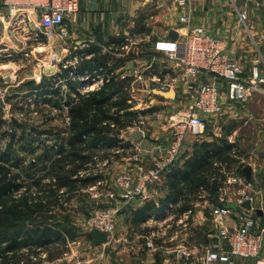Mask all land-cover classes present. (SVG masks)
Returning a JSON list of instances; mask_svg holds the SVG:
<instances>
[{
  "label": "built area",
  "instance_id": "built-area-1",
  "mask_svg": "<svg viewBox=\"0 0 264 264\" xmlns=\"http://www.w3.org/2000/svg\"><path fill=\"white\" fill-rule=\"evenodd\" d=\"M174 1L178 7L185 6L188 2ZM247 1L253 3L256 8L261 6L260 0ZM2 2L8 12L11 28L25 33L26 40L40 42L41 36L47 35L55 38L56 61L48 65L47 69L55 76L58 74L56 88L62 90L66 101L69 96L73 99L78 94L95 91V88L100 90L112 79L115 81L130 79L128 87L130 104L138 101L141 93L150 97H155L159 93H173L171 100L178 102L177 111L169 117L167 123V136L154 143L150 149L142 146L143 140L130 142L128 137L139 131L145 137V132L139 125L142 121L121 132L119 137L121 144L130 143L129 146L134 148L135 165L114 180V187L109 188L110 200L121 198L132 201L144 195L150 184L161 181L179 164L184 141L190 130H203L207 121L218 120L228 103H244L256 93L264 94V70L254 68L252 74H247L241 62L228 52L227 41L207 33L202 28L193 27L192 16L189 13H181L178 16L180 27L176 29L178 33L176 40L168 36L159 37L154 33L149 36L152 47L143 50L134 35L128 34L124 37L117 35L119 42L109 46L98 45L103 54L110 59L108 68L83 69L81 63L90 59L85 53L76 54L72 58L68 54L62 58L56 53L57 40L71 38L66 21L78 14L79 0L52 2L2 0ZM152 2L147 0L146 5L153 4ZM34 7L43 9L39 32L31 28V16L25 11ZM238 15L239 21L245 24L247 11L245 9L239 11ZM92 43H95V39ZM86 46V43H79L72 48L81 50ZM66 49L68 50V47ZM156 55H163L167 59L168 65L161 69L158 67L160 71L156 69L157 66L152 60ZM145 77L148 85L143 89ZM86 86H92V89L82 93ZM5 96L3 94L0 99L4 100ZM150 101L156 100L151 98ZM131 110H134V106ZM122 150L124 149L115 152ZM219 166L222 167H219L222 174L220 194L218 205L212 209V229L207 242H202L199 247H194L190 242L192 211L184 213L180 218L168 213L163 220L161 217H151L152 221L162 220L167 230L179 228L170 238L167 236L161 245L156 243L155 239L160 234L155 232L150 234L144 243L139 242V238L131 239L127 234L120 236L117 231L120 209L113 205L101 212L98 211L87 222L89 230L107 232L109 237L107 244L93 248L101 250L108 246L116 249L122 244L140 264H146V251L151 255L162 252L168 264H237L239 260H252L256 261V264H264V227H260L257 216V211L263 212L264 206L258 207L254 204L256 198L254 182L248 181L238 172L237 167L229 170L227 164ZM215 180L219 181L217 178L212 179L213 182ZM104 182L99 180L92 187L102 185ZM202 192V195L209 194L205 189H202ZM247 201L251 203L250 209L241 206ZM234 203H237L241 210L236 213V225L230 227L226 220L232 216L234 210L228 206ZM76 264L86 262L80 260Z\"/></svg>",
  "mask_w": 264,
  "mask_h": 264
},
{
  "label": "crops",
  "instance_id": "crops-1",
  "mask_svg": "<svg viewBox=\"0 0 264 264\" xmlns=\"http://www.w3.org/2000/svg\"><path fill=\"white\" fill-rule=\"evenodd\" d=\"M152 1L153 4L146 5L147 0H79L78 14L70 17V19L66 21L71 38L67 40H57L56 53L62 58L65 54H68V56L72 58L76 54L85 53V56L90 57V59L81 63V68H108L110 59L103 54L98 46L99 44L109 46L119 42V37H117V35L124 37L128 34H132L138 38L141 49L148 50V48L150 49L152 47L149 36L156 33L159 37H169L171 30H176L180 27L178 23L179 14L189 13L192 16L193 27L202 28L207 33L227 41L228 52L241 62L247 74H252L254 68L264 70V0H260L261 6L259 8H256L253 3H249L247 0H188L185 6L179 7L174 0ZM46 2H52V0H46ZM168 3H170V6L175 10V21H173L171 25L167 24V33L161 34L160 30L157 28L160 24L158 12ZM244 9L247 11L245 24L239 21L238 15V12ZM25 11L31 16V28L39 32V24L43 9L34 7L32 9H25ZM93 39H95V43H92ZM41 40L43 41L46 39L41 36ZM72 42L73 44H71ZM79 43H86L87 46L81 50L72 48ZM40 45L41 43H33L32 40H26L25 33L22 31L13 30L11 28L8 12L3 7L2 0H0V70H8V72L12 74L11 77L6 75L5 79L7 81L13 82L19 74H26L29 76L28 78H30L32 74L38 71L37 69L32 70L31 66H28L26 58L28 53L33 54L42 49ZM46 45L47 41H45L44 46ZM66 47H68V50ZM31 48L34 49L32 52L30 51ZM47 67L48 64L44 66V74L49 73ZM56 77L58 78V74ZM26 84L27 82L23 79L19 84L13 87L21 89V87L25 88ZM58 90L60 92V89ZM61 94V97L58 96L57 99H59V101H66L64 94L62 92ZM158 96L159 99L165 101L169 98L161 95ZM168 100H171V97ZM244 103H238L236 105L241 106V104L244 105ZM228 105H231L233 108L236 107L233 103H228L225 108ZM236 134L237 132L234 130L231 135L224 134L220 138L224 139L226 142H228L229 139L231 140V145L233 147L230 155L231 158L235 160V168L237 167L239 173L244 175L243 169L246 165L252 167L251 180L254 182L255 189H257L258 182L255 177V166L250 162L244 163L243 151L239 148V145H236V140L239 142L241 136H237ZM132 141L135 142L134 140L130 142ZM160 141V135L156 136V134H152L150 137L145 135L141 144L144 148L150 149L154 143ZM127 145L129 146L130 143H127ZM128 148L134 153V148L130 146ZM234 154L237 155L234 156ZM120 155L121 158L118 159V162H121V164L131 159L128 155ZM190 157L182 160L179 166H182ZM106 161L107 160H105V162ZM132 166L134 167V165ZM212 179H214V177H212ZM170 183V179L168 175H166L161 181L150 184L144 195L132 201L121 198L111 200L115 202L116 204L114 205L120 209L118 215V235L123 236L127 234L131 239L139 238V242L144 243L148 236L155 232L160 234V236L155 239L158 245H161L167 239V236L170 238L179 228L174 227L172 230H167L165 228L166 226L163 225L161 221L166 217L167 213L180 218L184 213L188 212L179 213L183 202H175L169 199L171 195ZM219 186H221L220 178L218 181V189L214 190L212 187L216 196L208 192V195L201 194L200 196H196L194 202L190 203L193 207V210H189L192 211L191 239L194 236V232H198L197 234L200 235V232L204 231L205 235L200 241L201 243L207 242L208 235H210L212 229V223H207V218H210L211 221L212 209L218 205L220 194ZM261 194L260 191H257L255 196L254 204L258 207L264 206V201H260L262 198ZM240 210V208L234 210L232 216L226 220L228 226L233 227L236 225V213ZM153 216L161 217L162 220H150ZM257 216L260 227H264V211L262 215H258L257 213ZM196 219L197 221L201 219V222L198 221L197 224H199V228L193 231L192 223ZM198 230H200V232ZM89 240L91 241V238H89ZM118 247L125 249L122 244L118 245L117 248ZM107 249L111 250V247L107 246L106 249L103 250L105 251ZM145 255L146 264L169 263L162 252L151 255L146 251ZM62 259L63 257L58 258L50 264H54L57 261L61 262ZM135 264L140 263L137 261ZM237 264H256V261L239 260Z\"/></svg>",
  "mask_w": 264,
  "mask_h": 264
},
{
  "label": "trees",
  "instance_id": "trees-1",
  "mask_svg": "<svg viewBox=\"0 0 264 264\" xmlns=\"http://www.w3.org/2000/svg\"><path fill=\"white\" fill-rule=\"evenodd\" d=\"M129 84L130 79H112L100 90L65 101L68 125L62 137L55 135L60 138L56 145L45 147L40 157L47 167L42 171L36 170V163L24 167L10 152L0 155V264H50L68 253L78 228L65 223L67 217L57 219L52 210L64 205L69 191L94 185L101 178L95 173L97 161L120 159V154L108 151L126 149L119 138L121 132L151 111L131 110ZM26 86L35 89L34 83ZM44 86L36 87L37 92L42 90L38 95L43 103L60 109L59 90ZM232 147L224 139L203 143L182 166L178 164L167 174L169 199L183 202L179 213L193 210L190 203L201 189L215 194L211 183L217 174L214 160L234 163Z\"/></svg>",
  "mask_w": 264,
  "mask_h": 264
},
{
  "label": "rangeland",
  "instance_id": "rangeland-1",
  "mask_svg": "<svg viewBox=\"0 0 264 264\" xmlns=\"http://www.w3.org/2000/svg\"><path fill=\"white\" fill-rule=\"evenodd\" d=\"M164 6L158 12L160 24L157 28L161 34L167 33L168 25H171L175 21V10L170 6V3ZM43 38L46 40H41L40 42L33 41V43H41L42 49L33 54L28 53L26 58L28 66H31L32 70H38L30 78L26 74H19L13 82H9L5 77L6 75L11 77L12 74L8 70H0V97L3 94L6 95L3 100L4 106H0V123H2L0 124V155L6 152L12 153V157L20 159L24 167L36 163V170L38 169V172L47 167L46 162L42 161L40 157L44 155L45 147L56 145L60 141V138L55 135L59 133L62 137L68 125L65 101L61 102L60 109H56L53 105L43 103V97H39L38 95L42 93V90L37 92L36 87L38 86L46 85L44 87H49L48 89H57L58 85L57 77L54 73H43L46 64L50 65L56 61L54 50L55 38L50 35ZM45 41H47L46 46H44ZM33 50L31 48L30 51L32 52ZM152 60L155 66H157V70L158 67L161 69L168 65L167 59L163 55H156V57H152ZM23 79L27 83H34L35 89H31L28 86L25 88L21 87V89L13 87ZM147 81L146 77L143 78V89L147 88ZM96 89L95 91H97ZM61 92L62 90L60 89L59 97H61ZM142 94L138 96V101H134L132 104L134 106L133 111H151L146 115L140 116V121H142V124H139L140 129L149 137L152 134H156V136L160 135V140H162L163 136L164 138L167 136V123L169 117L177 111L178 102L168 99L166 101L161 100L158 98V95L150 97L147 94ZM167 97L172 98L173 96L167 95ZM151 98H155L156 101H150ZM71 99L69 96L68 101ZM242 104L241 106L234 104L236 106L234 108L228 105L224 108L223 115L218 120L207 121L203 130H190L184 141L180 162L193 155L195 150L199 151L203 143H219V140L222 139L220 137L224 134L231 135L235 130L237 132L236 135L241 136L239 142H237L236 138L235 140L236 145H239V148L243 151L244 163L250 162L255 166V177L258 182L256 190L262 193L261 197L263 199L261 198L260 201H264V94L256 93L247 103ZM12 135L15 138H12ZM227 143L231 144L230 139ZM124 145L126 149L121 152H115L116 150L108 152L114 153V155H128V157H131L130 160L123 162L124 165L114 157L106 162L97 161L95 173L97 170V174L101 176L99 180H104L105 182L95 187H92L93 185L79 186L77 190L69 191L66 195V199L68 200L64 202V205L60 204L56 209L52 210V214L57 219L63 221V218L67 217L68 221H65V223L78 228L75 241H70L68 244L69 250L67 255H61L59 258L63 257L62 261H57L54 264H76L80 260L85 261L86 264H135L137 262L133 254L127 249L118 247L105 251L103 249L95 250L86 235L90 231L86 226L88 220L98 211L101 212L116 204L108 197L109 188L114 187V180L121 173L132 168V165H135V152L133 153L127 144ZM32 148L34 149L33 151L30 150ZM53 155L55 156L56 153ZM236 155L234 154V156ZM220 163L216 159L214 160L217 174L213 177L220 178L222 181V174L219 171L222 168L219 166ZM235 164V162L228 163L226 167L230 170L235 167ZM88 175L90 174H84L83 176ZM201 194H203L202 189L197 193V196ZM205 213L208 214L207 212ZM207 220V223L210 224V218H207ZM198 221L201 222V219ZM198 221L196 219L192 223L193 231L199 228ZM198 231L200 232V230ZM197 233H193V240L190 239V242L194 246L199 247L200 240L205 233L204 231H201L200 235ZM46 256V254H43L42 259H45Z\"/></svg>",
  "mask_w": 264,
  "mask_h": 264
},
{
  "label": "water",
  "instance_id": "water-1",
  "mask_svg": "<svg viewBox=\"0 0 264 264\" xmlns=\"http://www.w3.org/2000/svg\"><path fill=\"white\" fill-rule=\"evenodd\" d=\"M169 37L172 40H176L178 38V33L176 30H171L169 33ZM158 95H161L163 97H167V95L173 96V93L170 94H164V93H159ZM0 106H4L3 100L0 99ZM131 140H134L135 142H140L143 140V133L141 131L136 132L134 134H130L128 136ZM243 173L248 181L251 180L252 177V167L250 165H246L243 169ZM213 189L217 190L218 189V180H215L213 182ZM241 206L245 207L246 209H250L251 203L250 201H247L243 203ZM229 209L236 210L238 208V204L234 203L228 206ZM258 215H262V211L258 210L257 211ZM86 235L91 238V246L92 247H97L101 245H105L109 242V237L107 232H102L98 229H93L90 230L86 233Z\"/></svg>",
  "mask_w": 264,
  "mask_h": 264
},
{
  "label": "bare ground",
  "instance_id": "bare-ground-1",
  "mask_svg": "<svg viewBox=\"0 0 264 264\" xmlns=\"http://www.w3.org/2000/svg\"><path fill=\"white\" fill-rule=\"evenodd\" d=\"M92 89V86H86L83 90H82V93H85V92H87V91H89V90H91Z\"/></svg>",
  "mask_w": 264,
  "mask_h": 264
}]
</instances>
